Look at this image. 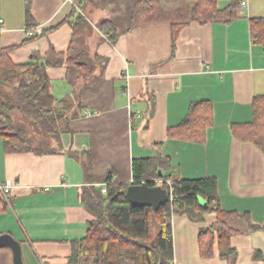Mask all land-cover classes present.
<instances>
[{
    "label": "crops",
    "instance_id": "0c3cea01",
    "mask_svg": "<svg viewBox=\"0 0 264 264\" xmlns=\"http://www.w3.org/2000/svg\"><path fill=\"white\" fill-rule=\"evenodd\" d=\"M245 1L235 21L192 23L174 42L170 26L158 23L136 27L112 46L89 23L84 35L89 57L106 60L96 89L79 84L75 91L64 67L47 70L55 107L66 114V130L58 144L50 142L57 151L7 153L0 138V184L12 182L9 194L0 195V264H66L70 241L85 235L93 218L82 199L88 186L84 156L75 159L69 152H88L93 175L112 172L119 184L131 183L132 160L155 156L169 159L162 176L214 178L221 210L247 214L263 228L231 239L234 264H264V152L237 140L231 129L252 121V101L264 95V47L253 44L249 34L250 19L264 18V0ZM72 8V0H31L32 27L47 33L28 40L25 0H0V50L10 48L14 64L33 54L44 57L49 49L66 53L72 29L65 19ZM198 101L212 107L204 141L169 138L167 130ZM78 104L82 108L72 117ZM214 221V215H205L200 224L171 218L175 264H227L217 252L206 261L199 256L198 233Z\"/></svg>",
    "mask_w": 264,
    "mask_h": 264
},
{
    "label": "trees",
    "instance_id": "16d2710c",
    "mask_svg": "<svg viewBox=\"0 0 264 264\" xmlns=\"http://www.w3.org/2000/svg\"><path fill=\"white\" fill-rule=\"evenodd\" d=\"M88 1L72 0L73 8L65 19L72 29L66 53L49 49L44 57L33 54L28 62L14 64L9 57L10 48L0 50V138L5 152L43 155L57 151L50 142L58 144L61 132L66 130L63 122L66 114L64 109L55 107L48 69L64 67L65 80L75 91L79 84L82 89H96L102 81L106 60L95 55L89 57L84 35L90 25L77 10H84ZM221 1L227 2L223 8L218 6ZM241 1L106 0V7L108 4L111 12L117 15L98 24V34L102 42L113 46L119 37L136 27L165 23L172 30L174 42L178 31L192 23L228 24L235 21ZM30 2L25 0L27 28L32 27ZM45 33L42 30L40 36ZM249 34L253 44L264 47V18L250 19ZM36 37L39 36L33 38ZM81 108L78 104L72 117ZM252 108V121L232 125V134L237 140L251 143L264 152V95L253 99ZM211 124V104L194 102L181 123L167 130V136L202 143L205 130ZM69 155L75 159L84 156L81 166L88 186L82 199L93 219L88 221L82 238L70 241L66 264H171L173 216L186 217L191 223L200 224L205 215H214L215 221L198 233L199 256L209 259L217 252L221 260L230 264H234L236 258L231 239L263 230L253 225L247 214L221 210L214 178L188 180L172 175L158 178V171L170 169L168 158L155 156L132 160V183L119 184L113 181L112 172L100 177L93 175L88 152H69ZM155 180L162 181L159 186L170 192V199L157 210L135 206L126 200L125 193L130 185L145 182L152 187L156 186ZM254 257L260 258V255L256 253Z\"/></svg>",
    "mask_w": 264,
    "mask_h": 264
},
{
    "label": "water",
    "instance_id": "95a60500",
    "mask_svg": "<svg viewBox=\"0 0 264 264\" xmlns=\"http://www.w3.org/2000/svg\"><path fill=\"white\" fill-rule=\"evenodd\" d=\"M158 178H162L161 171H158ZM125 198L135 206H148L153 210H157L160 204L168 201L169 195L161 186L156 185L151 187L144 182L140 185H130L126 190Z\"/></svg>",
    "mask_w": 264,
    "mask_h": 264
},
{
    "label": "rangeland",
    "instance_id": "374dc122",
    "mask_svg": "<svg viewBox=\"0 0 264 264\" xmlns=\"http://www.w3.org/2000/svg\"><path fill=\"white\" fill-rule=\"evenodd\" d=\"M109 5L107 4L106 7V0H89L87 6L84 10H80L77 8L78 13L84 18L87 19L88 23L93 25V30L96 28L98 32V24H100L103 20H109V18L116 17L117 13L111 12ZM96 33V31H95ZM98 34V33H97ZM94 40V39H93ZM95 42L92 43L94 45ZM206 261L208 259H201ZM230 264L227 260H222ZM190 264H199L198 261H192ZM201 264H208V261L202 262Z\"/></svg>",
    "mask_w": 264,
    "mask_h": 264
},
{
    "label": "built area",
    "instance_id": "2783aa9c",
    "mask_svg": "<svg viewBox=\"0 0 264 264\" xmlns=\"http://www.w3.org/2000/svg\"><path fill=\"white\" fill-rule=\"evenodd\" d=\"M239 7L241 9H244L246 7V1L242 0L239 4ZM1 23H2V21L0 20V25H1ZM0 29H1V26H0ZM41 33H42V30L38 27H32V28H26L25 29V35L28 39L33 38L35 36H40ZM85 115L87 117L92 116V114L87 113V112ZM131 183H132V181H131ZM161 183H162V181L156 182V184H159V185H161ZM166 183H167V186L170 185L169 182H166ZM11 188H12V182L9 180L5 181L3 184H0V195H2L3 197H6L9 194ZM168 195H169V199H170V192L168 193ZM171 264H175V263L172 262Z\"/></svg>",
    "mask_w": 264,
    "mask_h": 264
}]
</instances>
